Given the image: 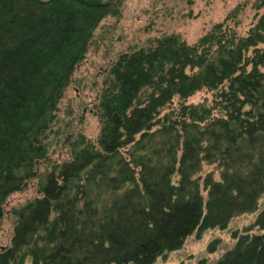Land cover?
Returning <instances> with one entry per match:
<instances>
[{"label":"trees","instance_id":"trees-1","mask_svg":"<svg viewBox=\"0 0 264 264\" xmlns=\"http://www.w3.org/2000/svg\"><path fill=\"white\" fill-rule=\"evenodd\" d=\"M113 3L0 0V224L8 198L47 159L61 98L96 28L115 13ZM111 75L97 144L80 137L72 157L40 177L41 194L16 211L0 264H12L42 229L55 246L49 264H157L194 232L226 227L257 207L264 193V12L245 37L224 23L195 45L165 36L123 54ZM202 88L220 91L222 116L200 104L183 105L177 119L159 117L177 95L188 99ZM258 155L246 176H208L204 198L196 178L203 159L236 164ZM256 225L264 230V210ZM217 264H264V232L239 236Z\"/></svg>","mask_w":264,"mask_h":264},{"label":"rangeland","instance_id":"rangeland-1","mask_svg":"<svg viewBox=\"0 0 264 264\" xmlns=\"http://www.w3.org/2000/svg\"><path fill=\"white\" fill-rule=\"evenodd\" d=\"M110 1L114 2L115 13L107 15L96 28L86 56L77 65L72 81L61 98L54 125L48 132L47 142L50 147L47 159L38 164L37 176L30 180L27 187L6 201L5 216L0 224V250L11 246L18 220L16 211L40 196V177L52 171L57 163L68 161L80 137L87 143L97 144L102 126L99 110L101 96L111 81L113 67L123 54L149 48L158 39L174 34L188 44L195 45L202 37L212 33L219 23L235 30L238 36L245 37L264 12L262 0ZM219 94L218 90L202 88L188 99L177 95L166 104L159 117L162 121L167 117L177 119L183 105L200 104L212 108L213 115L222 116L223 113L215 104ZM161 124L159 122L154 129ZM258 160L259 155L236 164L203 159L201 171L196 178H200L204 198L208 200L209 196L204 183L208 176L214 182H221L226 174L246 176ZM178 180L179 175H176L174 181ZM257 203V207L249 212H238L226 227L209 228L201 234L194 232L180 249L162 256L156 263L201 264L205 261L207 264H217L233 250L239 236L264 232L256 225L264 210V193ZM55 216L56 213L52 219ZM48 237V232L42 229L35 241L20 252L12 264H49L47 258L55 246Z\"/></svg>","mask_w":264,"mask_h":264}]
</instances>
